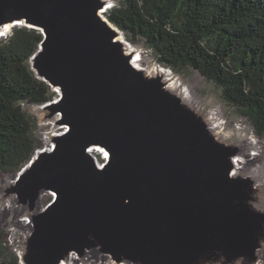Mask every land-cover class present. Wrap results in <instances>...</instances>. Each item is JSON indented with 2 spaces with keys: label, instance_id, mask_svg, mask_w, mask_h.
Returning a JSON list of instances; mask_svg holds the SVG:
<instances>
[{
  "label": "water",
  "instance_id": "water-1",
  "mask_svg": "<svg viewBox=\"0 0 264 264\" xmlns=\"http://www.w3.org/2000/svg\"><path fill=\"white\" fill-rule=\"evenodd\" d=\"M108 4L0 0V38L7 25L43 35L30 64L57 96L40 106L62 130L9 185L28 208L20 263L99 250L111 264H257L264 214L255 182L233 175L240 146L219 139L164 73L133 64Z\"/></svg>",
  "mask_w": 264,
  "mask_h": 264
},
{
  "label": "trees",
  "instance_id": "trees-1",
  "mask_svg": "<svg viewBox=\"0 0 264 264\" xmlns=\"http://www.w3.org/2000/svg\"><path fill=\"white\" fill-rule=\"evenodd\" d=\"M106 17L131 41L144 40L175 73L197 71L264 137V0H118ZM43 35L15 27L0 43V172L17 174L42 144L25 105L56 99L30 60ZM0 264H21L0 252Z\"/></svg>",
  "mask_w": 264,
  "mask_h": 264
},
{
  "label": "rangeland",
  "instance_id": "rangeland-1",
  "mask_svg": "<svg viewBox=\"0 0 264 264\" xmlns=\"http://www.w3.org/2000/svg\"><path fill=\"white\" fill-rule=\"evenodd\" d=\"M108 2L110 4L106 13H108L115 5H117L118 0H108ZM13 29L11 33L13 32ZM123 37L126 41H128L129 46H131L130 52H135L134 56H136L135 58L140 61L139 63H141V67L143 69L154 75L157 74V70H164L167 74V76H165L166 79H170L169 82L176 81L178 82V85H182V89L187 91L190 97L189 100L193 105L192 108L196 109L199 113L201 112L202 115L204 114L209 122L210 118H214V120L211 121H215L214 123L219 125V128L216 129L219 139L228 144L236 145L238 147L240 146L239 148L241 153L245 151L247 154L248 152L249 154H252L251 156L249 155V158L251 157L254 159V151H258L260 153L257 163H253L254 165L251 167L249 166V168L245 164L246 159L242 157L244 154H241L240 159L242 162L240 163V167H237V170H234V172L238 171L240 173V170H243V167H245L246 170L249 169L248 171H251L258 165V167H261L262 169V179H260L259 182L255 181V188H257L259 191L264 190V137L260 138L256 136L249 121L242 117L233 106L225 103L222 98L221 88L216 86L214 83L207 81L197 71L192 69H185L180 71V73H175L171 69L166 68L164 65L158 62L154 51L146 45L144 40L141 39L131 41L125 36L124 33ZM4 39L5 37L0 38V43L3 42ZM174 89L176 88L174 87ZM24 109L36 121L34 133L35 138L42 144L43 148L48 147L51 144L53 136L62 131L61 128L56 125L54 119L50 118V114L46 108L44 109V106L25 105ZM240 138L249 142V146L247 148H242L241 144L244 142L242 141L243 143H241L238 140ZM95 155L97 162L103 164L102 156L99 154ZM238 175L247 179H252L253 177L250 173H242ZM13 177V174L0 172V252L4 255L15 254L20 260L19 252L23 251L24 248V244L21 240L24 230L21 234L14 235L13 232L19 230V228L16 227L13 219L14 213L16 211H19L20 208H25L26 213H19V220L21 221L22 225L27 228V224L29 222H27L28 216L25 215H28V208L20 205L15 200L13 203L11 202L13 196L9 193V185ZM53 198L54 196L51 194L46 195L43 200L42 207L45 208ZM253 205L260 213L264 214V209L261 207L262 204L254 201ZM261 235H263L262 239H264V229L262 230ZM87 254L94 258L104 256L99 250L87 251ZM75 257L80 256L75 255ZM105 258L107 259L99 260L90 264H111L107 262L108 260L111 261L110 257L105 256Z\"/></svg>",
  "mask_w": 264,
  "mask_h": 264
},
{
  "label": "bare ground",
  "instance_id": "bare-ground-1",
  "mask_svg": "<svg viewBox=\"0 0 264 264\" xmlns=\"http://www.w3.org/2000/svg\"><path fill=\"white\" fill-rule=\"evenodd\" d=\"M108 6H109V4H108ZM109 8V7H108ZM107 11V10H106ZM103 16H104V14H103ZM105 17V16H104ZM20 27H22V26H20ZM12 31V26L11 25H7L4 29H2V32H5V33H10ZM3 35V34H2ZM121 40H125L124 38H120ZM129 46V45H128ZM129 51H131V46H129ZM135 52H133V54H134ZM136 56H134V60H133V64L136 66V67H138L139 69H143L142 67H141V63H139L140 61H138V59L137 58H135ZM157 72H159L158 70H157ZM160 72H162V73H164L165 74V76H167V74H166V72L164 71V70H160ZM170 79H168V81H169ZM170 89H172L173 91H176V92H178V93H180L181 94V96L183 97V99H184V101L185 102H187V103H189V104H191V102H190V100H189V94L187 93V91L186 90H184V89H182V85L180 86V85H178V82H176V81H173V82H169V86H168ZM174 87L176 88V89H174ZM211 120H214V118H210V129L212 130V131H215V132H217L216 131V129H218L219 128V125H217V124H215L214 122L215 121H211ZM241 143H243V144H241V146H242V148L244 147H248L249 145V142H247V141H244L242 138H240V139H238ZM243 141V142H242ZM95 151V150H94ZM104 154V153H103ZM242 154H244V156H242V157H244V159H246V165H247V167L249 168V166L251 167L252 165H254L253 163H257V159H258V156H260V153L258 152V151H254L253 152V155L255 156L254 157V159H252L251 157L249 158V155L251 156L252 154H249V152H248V154L247 153H245V151H243L242 152ZM107 157H108V155L107 154H105L104 155V157H103V159L105 160V158L107 159ZM241 157H237V158H235V160H234V164H235V170H237V167H240V163L242 162L241 161V159H240ZM254 160H255V162H254ZM243 170H240V173L238 172V171H236V172H233V175L234 176H236V175H238V174H242V173H250V174H252V180L255 182H259L260 181V179H262V169H261V167H258V165L256 166V168H254V169H252L251 171H248L249 169H245V167H243L242 168ZM255 182V183H256ZM258 198H260V200H259V203L260 204H262V209H264V190H260L258 193ZM45 198V197H44ZM44 198L42 199V201L44 200ZM1 200V199H0ZM19 213H20V211H16L15 213H14V219H13V222L15 223V225H16V227H18L19 228V230H17V231H15V232H13V234L14 235H18V234H21L22 232H23V230H25L26 229V227L24 226V225H22V223H21V221L19 220ZM4 229H6V228H4ZM17 229V228H16ZM23 235H24V233H23ZM21 240H22V238H21ZM19 255H20V261H22V252H19ZM260 260H259V262L257 263V264H264V250L260 253ZM106 258H104V257H91V255H86L85 257H81V258H78V257H72V259L70 260L71 262H72V264H90V263H94V262H97V261H99V260H105ZM63 264H65V263H63Z\"/></svg>",
  "mask_w": 264,
  "mask_h": 264
},
{
  "label": "clouds",
  "instance_id": "clouds-1",
  "mask_svg": "<svg viewBox=\"0 0 264 264\" xmlns=\"http://www.w3.org/2000/svg\"><path fill=\"white\" fill-rule=\"evenodd\" d=\"M7 37V36H6Z\"/></svg>",
  "mask_w": 264,
  "mask_h": 264
}]
</instances>
